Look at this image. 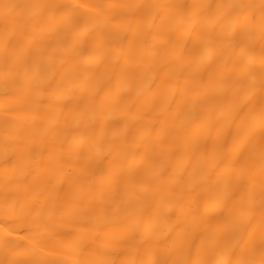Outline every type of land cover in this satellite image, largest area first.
Here are the masks:
<instances>
[{"label":"bare ground","instance_id":"1","mask_svg":"<svg viewBox=\"0 0 264 264\" xmlns=\"http://www.w3.org/2000/svg\"><path fill=\"white\" fill-rule=\"evenodd\" d=\"M0 264H264V0H0Z\"/></svg>","mask_w":264,"mask_h":264},{"label":"rangeland","instance_id":"2","mask_svg":"<svg viewBox=\"0 0 264 264\" xmlns=\"http://www.w3.org/2000/svg\"><path fill=\"white\" fill-rule=\"evenodd\" d=\"M247 260V259H246ZM244 261H245V259H244ZM247 262V261H246Z\"/></svg>","mask_w":264,"mask_h":264}]
</instances>
